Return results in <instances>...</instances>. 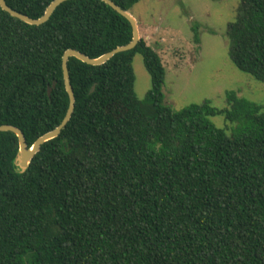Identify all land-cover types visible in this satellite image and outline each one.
<instances>
[{"label":"trees","instance_id":"1","mask_svg":"<svg viewBox=\"0 0 264 264\" xmlns=\"http://www.w3.org/2000/svg\"><path fill=\"white\" fill-rule=\"evenodd\" d=\"M4 1L39 19L54 0ZM111 1L129 12L142 0ZM225 35L232 64L264 83V0H239ZM131 40L100 0L67 1L41 26L0 8V126L29 149L65 116L64 52L95 59ZM135 55L151 82L143 100ZM67 67L72 117L26 171L16 136L0 133V264H264V105L228 92L221 109L163 106L165 70L142 39L102 66Z\"/></svg>","mask_w":264,"mask_h":264},{"label":"rangeland","instance_id":"2","mask_svg":"<svg viewBox=\"0 0 264 264\" xmlns=\"http://www.w3.org/2000/svg\"><path fill=\"white\" fill-rule=\"evenodd\" d=\"M238 5L239 0H142L130 9L140 39L156 51L164 67L163 106L179 111L208 100L221 109L228 92L264 105V83L240 72L229 59L225 32ZM194 24L199 44L193 41ZM132 67L134 90L143 100L151 82L141 56H134ZM210 120L217 128L226 126L222 116Z\"/></svg>","mask_w":264,"mask_h":264},{"label":"water","instance_id":"3","mask_svg":"<svg viewBox=\"0 0 264 264\" xmlns=\"http://www.w3.org/2000/svg\"><path fill=\"white\" fill-rule=\"evenodd\" d=\"M67 1H71V0H54L52 3L49 4L43 16L40 17L39 19H31L23 14H20L12 10L6 5L4 0H0V8L4 12L9 14L11 17L18 19L27 25L41 26L49 21L54 11L61 4ZM100 1H102L104 4L109 6L113 11H115L117 14H119L120 16H122L124 19L128 21V23L131 26V30H132V40L127 45L117 47L114 50L107 52L95 59H91L85 56L84 54H81L75 50H67L64 52L62 59H61V71H62L63 85H64V89H65V92L67 94V99H68V106H67L65 116L57 128L39 137L29 149L27 148V145L25 143V138H24L23 133L18 128H15L13 126H8V125L0 126V133L10 132L14 134L17 138L18 151H17V155H16L14 163L17 169L19 170V172H24L27 170L31 160L34 158L35 154L39 152L40 147L44 143L57 138L60 135L61 131L66 127V125L68 124V122L70 121L72 117L74 107H75V97H74L73 89L70 85L69 71L67 67L69 59L75 58L76 60L86 65H89V66H102L105 63H107L109 60H111L114 56L119 55V54H124V53H127L133 50L140 41L137 23L135 19L131 16V14L129 12H126L120 9L111 0H100ZM48 94H50V89L48 90Z\"/></svg>","mask_w":264,"mask_h":264}]
</instances>
